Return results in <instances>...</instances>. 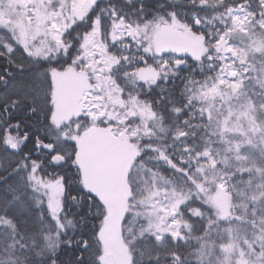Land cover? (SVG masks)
Wrapping results in <instances>:
<instances>
[{"label": "snow or ice", "instance_id": "snow-or-ice-1", "mask_svg": "<svg viewBox=\"0 0 264 264\" xmlns=\"http://www.w3.org/2000/svg\"><path fill=\"white\" fill-rule=\"evenodd\" d=\"M0 264H264V0H0Z\"/></svg>", "mask_w": 264, "mask_h": 264}]
</instances>
